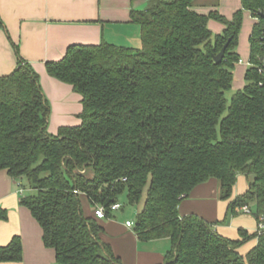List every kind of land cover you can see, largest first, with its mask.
<instances>
[{"label": "trees", "instance_id": "16d2710c", "mask_svg": "<svg viewBox=\"0 0 264 264\" xmlns=\"http://www.w3.org/2000/svg\"><path fill=\"white\" fill-rule=\"evenodd\" d=\"M143 1L146 7L130 15L140 27V49L72 45L61 60L45 64L83 107L80 126L56 136L47 132L50 107L39 76L13 45L16 68L0 78V171L26 181L30 194L19 204L40 226L55 264H121L101 241L97 221L103 220L93 208L102 206L111 218L110 207L123 194L130 206L141 203L133 223L137 240L169 241L163 264H264V231L239 229V239L230 240L195 215H179L180 202L215 179L232 216L253 203L257 225L264 218V0H240L230 20L216 10L197 14L196 0ZM244 12L256 21L249 66L244 87L228 102ZM210 20L224 27L220 35L208 30ZM240 175L251 180L231 200ZM6 220L0 208V222ZM251 240L255 246L241 255ZM21 261L19 237L0 246V264Z\"/></svg>", "mask_w": 264, "mask_h": 264}, {"label": "crops", "instance_id": "0c3cea01", "mask_svg": "<svg viewBox=\"0 0 264 264\" xmlns=\"http://www.w3.org/2000/svg\"><path fill=\"white\" fill-rule=\"evenodd\" d=\"M214 1L196 0L192 10L200 15H208L216 10L230 20L241 8L240 0H218L216 9L212 7ZM145 7L143 0H0V21L5 29H0V78L8 76L16 68L14 45L18 48V56L39 76L41 89L50 107L49 135L56 136L61 129L78 127L83 109L81 96L71 86L50 77L45 64L61 60L72 45L107 43L140 49V27L131 22L130 15L132 11H141ZM246 15L250 13L244 12L243 16ZM251 20L248 27H241L245 28L238 38L240 61L235 65L232 83L235 90L244 87L242 79L244 81L249 66L248 39L256 22L252 17ZM207 28L214 35H220L224 30L221 24L212 20L208 21ZM235 77L237 83L234 87ZM17 182L21 181L12 179L6 171H0V208L7 211V220L0 222V246L7 245L17 236L22 245V261L9 264H55L54 251L43 245L40 226L29 210L19 204ZM229 202L219 199L218 182L210 179L180 202L179 215H195L213 224L220 236L238 240L239 236L228 232L233 228L231 223L227 227L220 223L226 217ZM91 211L90 208L85 215L91 216ZM112 214L111 218L106 219L107 222L96 221L102 229L101 241L111 248L121 264L164 263L170 249L168 240L140 242L133 227L127 228L126 221L114 222ZM255 244L256 241L251 240L248 250ZM239 253L245 255L247 251L242 253L239 249Z\"/></svg>", "mask_w": 264, "mask_h": 264}, {"label": "rangeland", "instance_id": "374dc122", "mask_svg": "<svg viewBox=\"0 0 264 264\" xmlns=\"http://www.w3.org/2000/svg\"><path fill=\"white\" fill-rule=\"evenodd\" d=\"M146 5H147V2H146ZM243 19H244L245 24L242 23V27H243V25L248 27L249 22L252 21L250 15L243 16ZM244 28H241L240 34L243 33ZM234 82H235V85H234V87H235L236 83H237L236 77L234 79ZM242 82H244L243 79H242ZM236 91L237 90H235V88H231V90L228 93H226V98H227L228 102L230 101V98L233 95V93ZM249 180H251L250 176L247 178L243 175L238 176L236 183H235V186L233 188V192H232L233 198H235L239 195H242L246 192V188H247ZM20 183L26 189L25 195L26 196L29 195L30 191H28V188H27L28 186L26 184V181L22 180ZM17 196L20 198L19 195H17ZM119 204L121 205L122 209L113 212V214H112L113 219L112 220L114 222H117V223H124L125 221L134 223L136 216H137L138 212L140 211L141 203L139 205L130 206L127 202L125 194H123L120 197ZM81 206H82V210H83L84 214H88L90 212V206L87 204V202L84 198H81ZM248 209H249L248 213L239 212V213H236V215H234V216H232V214L230 212H227L226 217H225L226 221L224 224L223 223L222 224L225 225L226 227L229 226L230 223L232 224L233 228L228 230L229 234H233L235 236H238V230L239 229L246 230V231H248L249 234H254L256 232L257 221L255 219V216H256L257 210H256L255 204H253V203L249 204ZM103 221L107 222L108 220H103ZM250 246H251V241H248L247 243H245L244 245H242L240 247V252L243 253L244 251H248Z\"/></svg>", "mask_w": 264, "mask_h": 264}, {"label": "built area", "instance_id": "2783aa9c", "mask_svg": "<svg viewBox=\"0 0 264 264\" xmlns=\"http://www.w3.org/2000/svg\"><path fill=\"white\" fill-rule=\"evenodd\" d=\"M263 13H264V11H263ZM16 187H17V194L20 197H24L25 196L26 189L22 186V184L20 182H17L16 183ZM74 193H77V192H74ZM120 208H121L120 204H114V205H112L110 207V211L113 213L115 211L120 210ZM236 212L237 213H239V212L248 213L249 212V209L247 207H243V208L236 209ZM93 215H94V217L97 220H106L107 219V217H106V210L102 206H95L93 208ZM125 226L127 228H132L133 227V223L126 222L125 223ZM263 231H264V218H261L259 224L257 225L256 234L257 235H260Z\"/></svg>", "mask_w": 264, "mask_h": 264}, {"label": "water", "instance_id": "95a60500", "mask_svg": "<svg viewBox=\"0 0 264 264\" xmlns=\"http://www.w3.org/2000/svg\"><path fill=\"white\" fill-rule=\"evenodd\" d=\"M259 16L264 19V13H260ZM261 42L263 43L264 45V38L261 39ZM228 44H229V41L222 47V49L220 50V52L213 58V60L216 62V63H220L224 57V54H225V50L226 48L228 47Z\"/></svg>", "mask_w": 264, "mask_h": 264}]
</instances>
